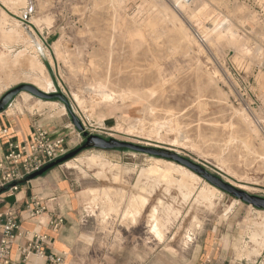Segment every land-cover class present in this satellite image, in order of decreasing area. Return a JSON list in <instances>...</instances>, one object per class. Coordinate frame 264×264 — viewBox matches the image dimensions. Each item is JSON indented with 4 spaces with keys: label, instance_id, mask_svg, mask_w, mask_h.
Wrapping results in <instances>:
<instances>
[{
    "label": "rangeland",
    "instance_id": "1",
    "mask_svg": "<svg viewBox=\"0 0 264 264\" xmlns=\"http://www.w3.org/2000/svg\"><path fill=\"white\" fill-rule=\"evenodd\" d=\"M175 1L0 0V100L50 77L90 134L168 150L264 198V0ZM216 20L222 34L203 35ZM40 101L23 92L10 105L65 118L79 134L72 151L81 148L65 105ZM167 163L182 174L150 171ZM56 168L81 203L75 264H195L208 255L264 264V250L248 259L256 248L249 225H264L261 209L175 161L90 148ZM211 187L219 190L212 203L200 196Z\"/></svg>",
    "mask_w": 264,
    "mask_h": 264
},
{
    "label": "crops",
    "instance_id": "2",
    "mask_svg": "<svg viewBox=\"0 0 264 264\" xmlns=\"http://www.w3.org/2000/svg\"><path fill=\"white\" fill-rule=\"evenodd\" d=\"M38 127L47 129L53 138H64L65 146L70 152L78 144L79 134L71 128L65 118L49 116L42 111H33L25 107L21 110L11 105L0 112V159L9 152L10 142L23 143L30 140ZM35 200L45 204L47 210L40 217L30 219L27 215V207ZM80 205L73 194L71 179L63 170L57 168L21 184L19 190L14 193L7 191L0 194V240L2 226L6 223V214L10 211L15 213L23 232L22 237L18 238L11 248L10 264H54L50 257H64V264H75L73 259L79 256L77 245L80 233ZM256 212L259 215L262 210ZM59 217L64 218L65 221L56 229L50 225V222ZM261 225H249L252 232L251 239L256 243V248L248 253L249 262H254V258L260 256L264 250ZM35 235L46 237L44 241L37 242L39 250L32 244ZM254 237L257 239L253 240ZM192 243L194 241L184 248L188 249ZM199 249L200 246H197L196 253ZM209 256L201 261L197 257L195 264H220L219 260Z\"/></svg>",
    "mask_w": 264,
    "mask_h": 264
},
{
    "label": "built area",
    "instance_id": "3",
    "mask_svg": "<svg viewBox=\"0 0 264 264\" xmlns=\"http://www.w3.org/2000/svg\"><path fill=\"white\" fill-rule=\"evenodd\" d=\"M11 106V105H10ZM70 151L65 146L64 138H53L51 133L38 127L30 140L23 143H9V152L0 159V189L18 183L34 173L41 171L47 165L63 158ZM20 185L11 187L8 192L14 193ZM45 204L35 200L27 207V215L30 219L38 218L45 213ZM1 218V216H0ZM64 218L51 220L50 225L60 228ZM23 235L21 224L17 221L13 211L6 214V223L2 226L0 240V264H10L11 248L18 238ZM46 237L35 235L33 246L40 249L37 242L44 241ZM54 264H64V257L49 258Z\"/></svg>",
    "mask_w": 264,
    "mask_h": 264
},
{
    "label": "water",
    "instance_id": "4",
    "mask_svg": "<svg viewBox=\"0 0 264 264\" xmlns=\"http://www.w3.org/2000/svg\"><path fill=\"white\" fill-rule=\"evenodd\" d=\"M23 92H27V93L31 94L32 96H35V97H37L43 101L58 100L59 102L63 103L65 105L67 111L69 112L71 118H72L73 125L75 126V128L80 133H82V135L86 141L81 148H78L75 151L69 152L66 156H64L63 158L47 165L41 171L32 174L31 176L25 178L24 180H22L18 183H14L11 186H7L3 189H0V194L7 192L11 187L27 183L31 180L36 179L37 177L44 175L48 171H50V170H52V169H54V168H56V167H58L64 163H66L67 161L71 160L72 158L77 156L83 150L90 149V148L129 149L132 151L146 153L149 155H153L155 157H160V158L175 161V162L189 168L190 170H192L193 172H195L199 176L203 177L205 180H207L208 182H210L212 185L219 188L220 190L227 192V193L233 195L234 197H236V198H238V199H240V200H242V201L258 208V209L264 210V198L250 195V194H248L242 190H239V189L231 186L230 184L224 182L222 179L208 173L200 165H198V164H196V163H194V162H192L186 158L180 157L179 155H177L173 152H170L168 150H163V149H155V148L138 146V145H134V144L127 143V142H121V141H118V140H115L112 138L106 139V138L98 136V135L90 134L86 130V128L82 124V122L79 120V118L73 113L68 98L61 92L60 93L59 92H43L34 85L22 84V85L17 86L16 88L10 90L1 98V100H0V112H3L7 107H9L11 102L15 99V97L18 96L19 94L23 93Z\"/></svg>",
    "mask_w": 264,
    "mask_h": 264
},
{
    "label": "bare ground",
    "instance_id": "5",
    "mask_svg": "<svg viewBox=\"0 0 264 264\" xmlns=\"http://www.w3.org/2000/svg\"><path fill=\"white\" fill-rule=\"evenodd\" d=\"M118 1V0H117ZM173 1V0H172ZM177 2H179V1H182V0H176ZM175 1V2H176ZM9 2V1H8ZM176 5V4H175ZM177 7V6H176ZM177 8H179V7H177ZM176 11V10H175ZM179 12V11H178ZM181 12V11H180ZM179 12V13H180ZM181 14V13H180ZM202 15V14H201ZM194 16V15H193ZM194 18V17H193ZM178 21V20H177ZM181 21V20H180ZM225 21V20H224ZM175 22V21H174ZM179 22V21H178ZM190 22V21H189ZM188 21H187V23H189ZM180 23V22H179ZM182 23V22H181ZM225 23V22H224ZM210 25H211V28L210 29H207V30H205V31H202L201 33L203 34V35H206V34H209L210 32H212V33H215V34H218V35H221L222 33V27L224 26V24L222 23V22H219V21H214L213 23H210ZM182 26V25H181ZM188 26H190V28L192 29V30H194V28H193V26H191V24L190 25H188ZM184 27V26H183ZM185 28V27H184ZM207 28V27H206ZM181 29H182V27H181ZM185 31H186V29H184ZM181 31V30H180ZM187 32V31H186ZM224 32V31H223ZM228 32V31H227ZM196 33V32H195ZM229 33L231 34V36H234L233 35V33H232V31H229ZM230 34H226V35H230ZM195 35H197V34H195ZM198 36V35H197ZM196 36V37H197ZM230 36V37H231ZM188 37V36H187ZM190 41H191V39H190ZM38 50H40V52H43V48L41 47V46H39L38 47ZM39 63L37 62V60H35V59H33L32 60V69L31 70H38V72H39V70H40V73L42 74L43 73V69H42V67H41V65H38ZM11 68H12V66H11ZM40 74V75H41ZM47 75V74H46ZM45 75V76H46ZM42 76V75H41ZM11 77H13V76H11V75H9V78H11ZM12 80V79H11ZM162 80V79H161ZM31 82H32V84L33 85H35L37 88H39L41 91H43V92H55V86H54V84H53V82H52V80H51V78L49 77H45V78H35V79H31ZM162 84V83H161ZM166 85V84H165ZM163 86V85H162ZM98 88L102 91V93H105V90H107V89H110V87H109V85H108V83H107V81H103V82H100L99 83V86H98ZM151 92L150 93H146L145 95H143V96H146V95H150L151 96ZM109 97H113V98H127V95L126 94H124V93H122V94H118V93H116L115 91H113V90H111V94H110V96ZM139 98H142V96L141 95H139L138 96ZM41 102V104H43V105H46L45 104V102H43V101H40ZM48 103V102H47ZM39 104L40 103H38V106H39ZM48 105V104H47ZM51 105V104H50ZM42 106V105H41ZM42 108V107H41ZM38 110H40V109H38ZM255 118V117H254ZM253 118V119H254ZM244 119H246V118H244ZM251 119V118H250ZM255 120V119H254ZM245 121V120H244ZM247 122V121H246ZM257 122H258V120H257ZM259 125V124H258ZM254 132H255V130H254ZM258 132V131H257ZM232 142V141H231ZM240 142V141H239ZM242 142H244V141H242ZM228 144H230V143H228ZM224 147V146H223ZM252 154V153H251ZM253 155V154H252ZM254 157V156H253ZM160 162V161H159ZM168 162V161H167ZM167 164H171V165H166V167H164V168H166V170H161V168H153V169H151L150 171H152V172H155V173H162L163 174V177H168V175H169V173L168 172H170V171H176L177 173H179V174H182V172H181V170L183 169L180 165H176V164H174V163H167ZM161 165H162V163H161ZM165 166V165H164ZM117 171V170H116ZM183 175H185L186 177L185 178H199L198 176H196V175H193L191 172H185ZM198 180V179H197ZM183 183L185 184V183H187L186 182V180H184L183 181ZM212 189L210 190H205V191H203V192H201L200 193V196L201 197H203L205 200H209L210 201V199L216 194L215 192L216 191H218L219 192V190L218 189H216L215 187H211ZM188 189H190L191 191L190 192H193L194 191V189L191 187V184L190 185H188ZM211 202V201H210ZM212 203V202H211ZM210 203V204H211ZM259 212V211H258ZM263 213V212H262ZM259 219V218H258ZM257 220V219H256ZM251 221V220H250ZM264 222V221H263ZM249 223V222H248ZM251 224H253V223H251ZM254 225V224H253ZM257 226V225H256ZM172 228V227H171ZM253 228V227H252ZM260 228H261V231L263 232L262 234H264V225L262 224L261 226H260ZM256 229H258V228H256ZM254 231H255V229H254ZM257 231H259V230H257ZM256 231V232H257ZM163 238H165V236H163ZM263 238V237H262ZM174 239H175V237H174ZM186 244V243H185ZM184 244V245H185ZM258 245V244H257ZM186 246V245H185ZM262 246V245H261ZM264 246V245H263ZM184 247V246H183ZM184 249V248H183ZM256 251V250H255ZM254 251V252H255ZM256 253V252H255ZM257 254V253H256Z\"/></svg>",
    "mask_w": 264,
    "mask_h": 264
}]
</instances>
